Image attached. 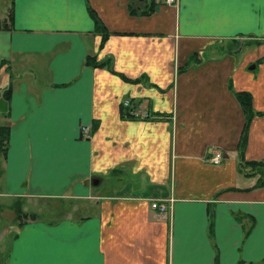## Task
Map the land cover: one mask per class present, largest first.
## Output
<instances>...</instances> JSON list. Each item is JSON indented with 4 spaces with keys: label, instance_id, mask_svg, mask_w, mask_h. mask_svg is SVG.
Returning a JSON list of instances; mask_svg holds the SVG:
<instances>
[{
    "label": "crops",
    "instance_id": "0c3cea01",
    "mask_svg": "<svg viewBox=\"0 0 264 264\" xmlns=\"http://www.w3.org/2000/svg\"><path fill=\"white\" fill-rule=\"evenodd\" d=\"M0 83L10 264L264 260V0H0Z\"/></svg>",
    "mask_w": 264,
    "mask_h": 264
},
{
    "label": "rangeland",
    "instance_id": "374dc122",
    "mask_svg": "<svg viewBox=\"0 0 264 264\" xmlns=\"http://www.w3.org/2000/svg\"><path fill=\"white\" fill-rule=\"evenodd\" d=\"M2 82L4 81L2 80ZM3 105L5 106L4 102L0 101V115L3 114L2 113V111L4 110ZM4 183H5V178L0 168L1 191L4 189ZM10 204H9V200H7V196L0 193V264H10L11 240L13 238L14 231L17 230L16 223L13 222L14 214L16 212L15 207H13L14 204L12 205ZM20 206H22L23 207L22 210L25 211H36L37 213L36 219L37 218L39 219V217L43 218L49 213L47 210V206L45 205V209H42L41 202L36 199H33L29 203H24ZM254 264H264V260L255 261Z\"/></svg>",
    "mask_w": 264,
    "mask_h": 264
},
{
    "label": "trees",
    "instance_id": "16d2710c",
    "mask_svg": "<svg viewBox=\"0 0 264 264\" xmlns=\"http://www.w3.org/2000/svg\"><path fill=\"white\" fill-rule=\"evenodd\" d=\"M237 97L242 101L245 110H246V120L247 122L250 120V117L252 116V112L250 109V98L248 93L243 91L237 92ZM8 132L9 127L8 125L0 124V156L3 155L7 148V141H8ZM29 216H31V213H26L19 210H16L15 217L19 221L18 224H22ZM244 264V263H241ZM252 264V263H251Z\"/></svg>",
    "mask_w": 264,
    "mask_h": 264
},
{
    "label": "built area",
    "instance_id": "2783aa9c",
    "mask_svg": "<svg viewBox=\"0 0 264 264\" xmlns=\"http://www.w3.org/2000/svg\"><path fill=\"white\" fill-rule=\"evenodd\" d=\"M167 2H171L172 0H166ZM223 151H216L212 156H211V160L213 162H218L220 160V158L223 156ZM150 206L152 208L158 209V210H164L167 208L168 203L167 201L164 200H151L150 202Z\"/></svg>",
    "mask_w": 264,
    "mask_h": 264
}]
</instances>
